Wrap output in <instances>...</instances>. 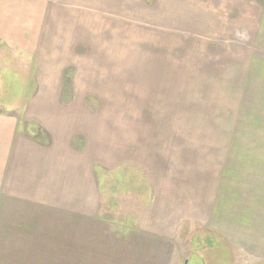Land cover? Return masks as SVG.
<instances>
[{"label": "crops", "instance_id": "crops-1", "mask_svg": "<svg viewBox=\"0 0 264 264\" xmlns=\"http://www.w3.org/2000/svg\"><path fill=\"white\" fill-rule=\"evenodd\" d=\"M108 1L0 0L5 47L0 50V260H48L51 241L66 249L56 234L64 227L62 218L97 217L100 178L141 164L145 152L160 154L163 139L147 132L153 126L147 107L132 114L127 98L131 79L134 88L146 89L155 82V71L136 64L128 71L118 60L112 64L105 52L119 57L123 51L129 59L130 45L119 44L123 35L117 26L123 23L107 12ZM115 1L117 13L129 8L130 0ZM15 70L27 74L21 88H30L28 93L11 86L9 72ZM67 72L73 87L69 100L63 94ZM154 97L155 91L149 104H156ZM158 167L167 169L155 161L151 169ZM154 173H149L154 197L139 220L143 237L172 240L181 233V222L195 221L217 239L222 235L225 243L218 241V247L227 245L235 255L229 264H264V188L260 201L235 199L230 207L219 195L195 200L187 181L184 190L180 178ZM237 254L256 260H237Z\"/></svg>", "mask_w": 264, "mask_h": 264}, {"label": "rangeland", "instance_id": "rangeland-1", "mask_svg": "<svg viewBox=\"0 0 264 264\" xmlns=\"http://www.w3.org/2000/svg\"><path fill=\"white\" fill-rule=\"evenodd\" d=\"M114 1H108L107 12L123 23L117 26L123 35L119 44L129 41V59L123 51L119 57L115 52L105 53L112 64L121 63L119 68L130 71V64H136L141 70L155 71L152 87L134 88L131 79L133 88L127 90V98L132 114L147 107L146 115L153 118L147 132L153 130L163 139L158 145L160 154L154 157L145 152L141 164H128L100 178L102 200L97 217L62 218L64 227L56 234L69 247L60 248L51 241L55 246L48 260H0V264H201L203 260L229 264L234 253L227 245L218 247V241L225 243L220 234L216 246L204 254L211 243L206 235L209 230L195 221L181 222V233L170 240L143 237L138 232L139 220L154 197L152 171L180 178L182 188L187 181L195 200L211 201L219 195L221 202L229 199L230 207L235 199L260 201L264 188V3L145 0L138 4L130 0L129 8H120L117 15ZM0 50L4 52L5 47L0 45ZM16 70L9 72L14 81L11 86L28 93L30 88H21L27 74ZM154 91L156 104H149ZM87 99L91 107L97 106L95 98ZM154 161L165 163L167 169H151ZM184 204L183 200V209ZM53 221L59 222L58 217L51 216ZM236 257L256 260L242 254Z\"/></svg>", "mask_w": 264, "mask_h": 264}, {"label": "trees", "instance_id": "trees-1", "mask_svg": "<svg viewBox=\"0 0 264 264\" xmlns=\"http://www.w3.org/2000/svg\"><path fill=\"white\" fill-rule=\"evenodd\" d=\"M260 1L261 3H264V0H258ZM71 86H72V82H71V75H70V72H67L66 76H65V86H64V97L69 100L72 96V93H70V90H71ZM207 237L208 239H210L211 243L208 245V247H205L204 248V254L206 253V251H208V249L211 250L212 247L216 246V241H217V238H216V234L214 232H208L207 234ZM206 259V257H205Z\"/></svg>", "mask_w": 264, "mask_h": 264}]
</instances>
